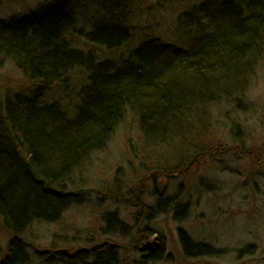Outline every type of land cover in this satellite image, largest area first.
I'll return each instance as SVG.
<instances>
[{"label": "trees", "instance_id": "16d2710c", "mask_svg": "<svg viewBox=\"0 0 264 264\" xmlns=\"http://www.w3.org/2000/svg\"><path fill=\"white\" fill-rule=\"evenodd\" d=\"M28 18L0 21V63L11 62L25 81L0 99V229L10 238L0 264L20 262L13 243L31 226L53 224L80 203L74 172L105 149L118 126L135 127L147 156L158 145L177 146L182 137L199 136L209 107L242 105L264 64V0H204L176 20L180 46L145 40L126 65L72 46L76 34L111 50L130 38L117 23L84 32L69 14ZM75 70L82 80L73 79ZM141 204L139 213L152 215L166 210L169 200L157 198L154 208ZM102 220L105 233L126 230L114 213ZM179 243L186 258L219 253L182 230ZM152 248L143 258L161 260L164 243ZM81 253L79 264H113L116 258L104 252L90 262Z\"/></svg>", "mask_w": 264, "mask_h": 264}, {"label": "rangeland", "instance_id": "374dc122", "mask_svg": "<svg viewBox=\"0 0 264 264\" xmlns=\"http://www.w3.org/2000/svg\"><path fill=\"white\" fill-rule=\"evenodd\" d=\"M202 1L0 0V21L24 22L31 14L58 12L71 15L84 32L100 24L117 23L130 37L121 48L106 51L76 34V44L72 46L85 55L91 53L97 60L118 65L130 49L145 40L180 46L176 20ZM261 68L241 99L242 105L235 102L209 107L205 112L208 125L199 136L182 137L177 146L157 144L159 148L147 156L135 127L129 122L118 126L105 149L92 154L74 174L80 203L67 209L57 222L36 223L14 241L22 252L18 264H79L78 252H83L81 255L85 254L90 262L95 254L110 252L116 264H264ZM77 71L72 72L73 79L82 80L84 74ZM24 84L21 73L3 60L0 99L17 93ZM198 150L203 153L197 156ZM153 158L157 162L154 167L142 168L141 160ZM157 198L169 200L166 210L152 215L147 210L138 213V202L154 208ZM107 213H114L126 225L123 234L118 229L119 232H104L102 219ZM179 228L193 241L210 245L219 253L186 258L178 240ZM150 232L152 236H148ZM9 239L0 229V260ZM163 243L161 260L143 258L145 250L152 246L157 250ZM246 246H250L247 251Z\"/></svg>", "mask_w": 264, "mask_h": 264}, {"label": "bare ground", "instance_id": "6f19581e", "mask_svg": "<svg viewBox=\"0 0 264 264\" xmlns=\"http://www.w3.org/2000/svg\"><path fill=\"white\" fill-rule=\"evenodd\" d=\"M198 6H200V4L198 5ZM198 6H196V7H190L189 8V11L188 12H185V13H193L194 12V10L198 7ZM185 13H183V14H185ZM183 14L181 15V16H179V17H182L183 16ZM112 26V25H111ZM113 42L114 43H116V39H113ZM126 42L127 41H125L124 43H118L117 45H115L114 46V48H112L111 50H108V49H105L106 51H113V50H115V49H118V48H121L123 45H125L126 44ZM137 48V45L135 46V47H133L132 49H130V52H129V54H128V56H127V58H125V60L122 62V64L121 65H126V60H129L131 57H132V59H133V52H134V50ZM121 65H119V66H121ZM262 68H264V64L261 66ZM261 68V69H262ZM157 162H156V160H155V158H153V159H150V160H145V161H143V160H141V162H140V164H141V166H142V168L144 167V166H147V169H149L150 170V168H152V167H154V165L156 164ZM82 167V166H81ZM81 167H79L75 172H74V174H76L79 170H80V168ZM144 170V169H143ZM145 171V170H144ZM78 174V173H77ZM165 200V199H164ZM137 210H138V207H137ZM138 213H139V210H138ZM179 230H182L184 233H185V231L183 230V229H178V240H179ZM249 250L250 249V246H246L245 247V250ZM246 250V251H247ZM113 264H116L115 262H113Z\"/></svg>", "mask_w": 264, "mask_h": 264}]
</instances>
